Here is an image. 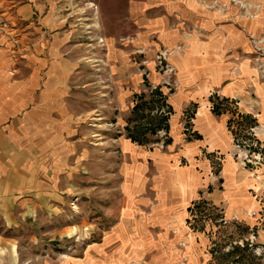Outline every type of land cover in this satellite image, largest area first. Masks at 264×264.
<instances>
[{"label":"rangeland","instance_id":"obj_1","mask_svg":"<svg viewBox=\"0 0 264 264\" xmlns=\"http://www.w3.org/2000/svg\"><path fill=\"white\" fill-rule=\"evenodd\" d=\"M24 1L31 12L21 21L36 34L20 49L14 41L9 72L38 34L47 69L71 62L51 127L18 130L51 177L58 170L61 197L35 214H0V264H264V188H250L235 208L224 172L234 160L261 182L257 116L236 98L203 92L232 58L233 72L245 64V25L263 0ZM203 102L227 119L230 147L203 144L193 158L185 148L203 140L195 127ZM66 113L72 121L58 127ZM192 164L202 186L189 200L179 169Z\"/></svg>","mask_w":264,"mask_h":264},{"label":"crops","instance_id":"obj_2","mask_svg":"<svg viewBox=\"0 0 264 264\" xmlns=\"http://www.w3.org/2000/svg\"><path fill=\"white\" fill-rule=\"evenodd\" d=\"M12 1L0 0V214H3L7 221L12 219L16 208L22 207L27 209L29 214H35L36 209L49 206L51 199L60 200L59 189L54 181L59 177L57 166L55 165L57 173L52 172L51 177L47 166L39 163L34 140L28 141L30 147L23 148L18 130L27 129L30 135V131L36 128L51 127L54 119V97L63 91L62 85L67 80L70 74L68 69L71 67L68 59L58 58L51 62L47 69L50 60V51L47 50L49 46L38 34V37L34 38V49L25 56L18 73L9 72L13 65L11 52L16 46L14 41L18 42L17 47L20 49L30 35L36 34L35 30L31 31L29 24L21 21L30 17L31 7L28 2L22 0L14 7L11 5ZM251 10L253 17L247 19L245 25V64L233 72L232 58L229 66L224 69L220 67V71L213 77V82L208 80L204 84L203 92H209L212 88L222 96L238 99L243 112L257 116L258 134L264 138V0ZM254 15L258 16L255 18ZM236 42V45L242 46L243 41ZM230 43L233 47V40ZM207 73L209 75L208 71ZM197 113L195 127L203 136V140L187 145V155L196 157L199 147L203 144L228 150L230 134L227 130V119L215 115L209 102H203ZM57 120L58 127H66L68 120L72 121V116L66 113ZM154 156L157 160L158 153ZM196 167L192 164L190 167L179 169L180 173L187 176L188 197L184 199L193 198L202 186L200 179L194 180L193 177L198 174ZM140 170L139 167L137 173L134 172V177L139 178L137 186L140 185ZM224 172L227 176H233L235 208L242 207L238 202L247 198L250 188L256 184H261L264 188V165L258 171L261 182L250 178L249 174H244L234 160L233 163L229 161L226 164ZM21 197L22 201L17 204ZM181 199L178 198L179 201Z\"/></svg>","mask_w":264,"mask_h":264},{"label":"trees","instance_id":"obj_3","mask_svg":"<svg viewBox=\"0 0 264 264\" xmlns=\"http://www.w3.org/2000/svg\"><path fill=\"white\" fill-rule=\"evenodd\" d=\"M157 91H158V89H156V90L153 91V92H156V93H157ZM157 94H158V93H157ZM139 108H140V105L136 104V105L134 106L133 112L135 113ZM170 108H171V107L169 106V109H170ZM214 110L217 112L216 107L214 108ZM138 126L141 127V125H137V126H135V128H138Z\"/></svg>","mask_w":264,"mask_h":264},{"label":"built area","instance_id":"obj_4","mask_svg":"<svg viewBox=\"0 0 264 264\" xmlns=\"http://www.w3.org/2000/svg\"><path fill=\"white\" fill-rule=\"evenodd\" d=\"M256 213L254 212L253 215H255Z\"/></svg>","mask_w":264,"mask_h":264},{"label":"bare ground","instance_id":"obj_5","mask_svg":"<svg viewBox=\"0 0 264 264\" xmlns=\"http://www.w3.org/2000/svg\"><path fill=\"white\" fill-rule=\"evenodd\" d=\"M74 206V205H73ZM74 208V207H73Z\"/></svg>","mask_w":264,"mask_h":264}]
</instances>
